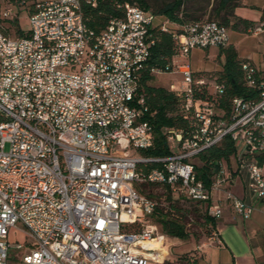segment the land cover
Segmentation results:
<instances>
[{"label": "built area", "instance_id": "1", "mask_svg": "<svg viewBox=\"0 0 264 264\" xmlns=\"http://www.w3.org/2000/svg\"><path fill=\"white\" fill-rule=\"evenodd\" d=\"M98 3L3 0L0 6L3 19L23 13L28 33L0 30V264L160 263L164 257L155 259L143 241L166 235L151 218L156 201L139 193L138 182L168 186L216 220L225 205L235 216H251L252 203L232 192L236 178L252 201H264V69L242 61L255 96L232 97L224 112L223 84L197 76L188 58L193 48L226 47L227 27L208 18L174 24L124 1L122 16L95 31L83 6ZM262 28L264 21L253 31ZM154 30L172 35L174 54L150 73L182 75L168 89L188 118L185 128L163 129L170 154L162 157L137 152L154 142L138 92ZM201 89L209 96L196 97ZM224 137L235 150L216 162L206 184L194 160ZM152 162L159 167H139ZM11 233L22 239L11 243ZM210 238L219 242L215 229Z\"/></svg>", "mask_w": 264, "mask_h": 264}, {"label": "trees", "instance_id": "2", "mask_svg": "<svg viewBox=\"0 0 264 264\" xmlns=\"http://www.w3.org/2000/svg\"><path fill=\"white\" fill-rule=\"evenodd\" d=\"M2 1L0 0V6ZM124 1L150 9L156 15H162L174 24L181 25L199 21L195 15L192 16L190 14L189 16L192 18H189L187 13L182 12L184 0H169L157 5L154 10L151 9L147 0H99L95 8L83 6L86 24L95 31L100 30L110 18L122 16V10L118 7V4ZM240 5V0H213L211 3H208V6H210L209 15L212 17L210 19L219 22L227 27V29L247 33L248 30L255 29V23L235 15V8ZM6 23L13 29L14 35L12 36H26L28 34L20 28L17 17L0 18V30L8 34V25L6 26ZM153 37L154 43L150 47V57L138 79V92L144 96L145 104L148 106V112H146L144 118L152 126L154 142L150 148L141 150V154L148 157H162L170 154L163 129L171 126L178 129L185 128L188 123V118L177 110L175 97L168 88L150 84L153 78V74L150 73V68L162 67L174 54V44L170 33L154 30ZM221 51L225 55L223 68L210 75H205V77L208 80V84L212 81L223 84L224 93L219 98L218 107L226 112L230 108L232 97H254L255 91L244 82V73L241 68V63L244 60L237 57L235 48L227 45L226 47H221ZM195 96L198 98H206L209 94L206 92V89H201ZM149 113H152V115ZM234 150L235 148L231 139L224 137L219 144L200 153L198 156L200 163L195 165L197 178L208 184L216 169V162L221 159L228 160ZM139 167L142 171L147 172L150 169L159 167V164L152 162L149 164H141ZM146 184L154 185L157 183L138 182L135 184V188L139 193L154 200L153 194L150 192L145 193L144 189L146 188ZM164 187L168 193L166 198L171 201L173 192L168 186ZM170 206L171 209L169 211H164L163 208L156 205L151 215L152 221L158 225L160 232L163 234L182 240L187 239L189 232L185 227V223L181 220L182 214H178L180 213L179 207L174 203H171ZM202 216V225L210 229H215L216 219L207 215L205 207ZM138 227V225H131L132 230H138Z\"/></svg>", "mask_w": 264, "mask_h": 264}, {"label": "crops", "instance_id": "3", "mask_svg": "<svg viewBox=\"0 0 264 264\" xmlns=\"http://www.w3.org/2000/svg\"><path fill=\"white\" fill-rule=\"evenodd\" d=\"M264 0L243 1L235 8V15L253 21L255 28L261 24ZM261 21V22H260ZM254 30V29H253ZM228 29V45L235 48L237 57L249 60L264 69V28L258 31ZM179 60V59H178ZM188 62L193 72L200 77L220 71L225 62V55L220 47L193 48ZM174 76L167 85L181 79L180 73H168ZM208 81V80H207ZM237 179V180H236ZM231 186L236 195L244 197L253 205L251 216L243 219L235 216L225 205L221 218L216 220L215 230L219 242L208 236L194 245V264H262L264 263V201H252L242 189V181L236 178ZM234 228L235 238L223 237V230Z\"/></svg>", "mask_w": 264, "mask_h": 264}, {"label": "rangeland", "instance_id": "4", "mask_svg": "<svg viewBox=\"0 0 264 264\" xmlns=\"http://www.w3.org/2000/svg\"><path fill=\"white\" fill-rule=\"evenodd\" d=\"M151 6V9H155V7L163 2L169 0H147ZM213 0H184V5L182 7L183 13H187L188 16L191 14L198 17L199 20L202 19H210L209 10L210 6L208 3H211ZM246 1L250 2L252 0H240V3ZM18 18V24L21 29H26V17L22 13ZM189 18H192L189 16ZM261 21H264V8H262ZM260 21V22H261ZM8 25L7 23L5 24ZM7 32L9 35H14L13 29L11 26H7ZM174 76L168 73H161L153 75L150 84L154 86H162L168 88L167 83L170 80H173ZM8 149V144L5 146V150ZM178 151V149H177ZM141 154V150L137 151ZM197 164H199V160H194ZM237 180V179H236ZM140 183V182H139ZM145 183V182H144ZM145 193L153 194V198L156 201L158 207L163 208L164 211H169L171 208V203H174L179 207L180 213L182 214L181 220L185 223V227L189 232V236L187 239H179L176 237H170L168 235L165 236L167 239L166 245L167 250H162L160 255L164 257V260H161L158 264H194L195 250L193 249L194 245L200 242L201 240L207 238V236L211 235V232L214 229H210L202 225V218L204 214V205L203 204H195L194 202L188 200L183 195L179 193H172L171 201L166 198L168 193L165 190V187L162 185H148L146 184V188L144 189ZM232 192L235 191L232 189ZM234 228H228L223 230V237L226 238H235ZM22 239L20 233H11L10 234V242L14 243L15 241H19ZM166 241V240H165ZM11 254H14V250L10 251ZM264 264V263H262Z\"/></svg>", "mask_w": 264, "mask_h": 264}, {"label": "bare ground", "instance_id": "5", "mask_svg": "<svg viewBox=\"0 0 264 264\" xmlns=\"http://www.w3.org/2000/svg\"><path fill=\"white\" fill-rule=\"evenodd\" d=\"M163 238H154V239H150V240H145L143 241V245L152 251L150 254L155 258L160 260L161 258H163L162 255H160V253L162 252V250H167V239L166 241H164Z\"/></svg>", "mask_w": 264, "mask_h": 264}]
</instances>
